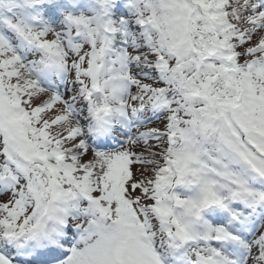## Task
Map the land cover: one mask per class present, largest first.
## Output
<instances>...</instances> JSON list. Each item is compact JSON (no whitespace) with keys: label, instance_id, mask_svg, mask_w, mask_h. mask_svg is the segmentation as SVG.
Segmentation results:
<instances>
[{"label":"snow or ice","instance_id":"1","mask_svg":"<svg viewBox=\"0 0 264 264\" xmlns=\"http://www.w3.org/2000/svg\"><path fill=\"white\" fill-rule=\"evenodd\" d=\"M0 264H264V0H0Z\"/></svg>","mask_w":264,"mask_h":264}]
</instances>
